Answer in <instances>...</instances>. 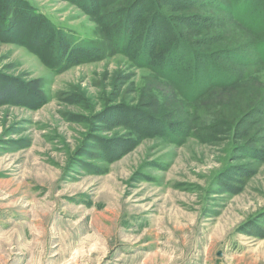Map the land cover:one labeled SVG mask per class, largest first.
<instances>
[{
	"label": "rangeland",
	"instance_id": "rangeland-1",
	"mask_svg": "<svg viewBox=\"0 0 264 264\" xmlns=\"http://www.w3.org/2000/svg\"><path fill=\"white\" fill-rule=\"evenodd\" d=\"M263 42L264 0H0V264H264Z\"/></svg>",
	"mask_w": 264,
	"mask_h": 264
},
{
	"label": "trees",
	"instance_id": "trees-1",
	"mask_svg": "<svg viewBox=\"0 0 264 264\" xmlns=\"http://www.w3.org/2000/svg\"><path fill=\"white\" fill-rule=\"evenodd\" d=\"M35 14L40 15V13L37 12V11H35ZM62 34H64V33H62ZM62 36H64V35H62ZM80 41L81 40H76L75 44L79 43ZM64 43H65V41L60 42V44L62 46L63 45L65 46L66 44H69L67 42L65 44ZM70 43H71L70 46H72L74 44L72 42H70ZM57 48H59V47H57ZM258 49H259V51H260V53L262 55L261 58L264 61V42L259 46ZM16 88L17 87H15V89H14V87L9 88V87H7L5 85H4V87L0 86V103H3V101H11V100H19V102L23 101L24 98H25L24 95L19 93ZM18 96H19V98H18Z\"/></svg>",
	"mask_w": 264,
	"mask_h": 264
}]
</instances>
